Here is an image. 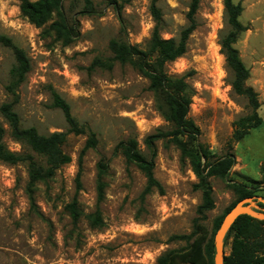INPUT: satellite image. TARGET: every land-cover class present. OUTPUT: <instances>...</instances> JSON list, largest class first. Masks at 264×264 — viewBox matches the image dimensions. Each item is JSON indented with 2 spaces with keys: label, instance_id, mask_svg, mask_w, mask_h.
I'll return each instance as SVG.
<instances>
[{
  "label": "rangeland",
  "instance_id": "1",
  "mask_svg": "<svg viewBox=\"0 0 264 264\" xmlns=\"http://www.w3.org/2000/svg\"><path fill=\"white\" fill-rule=\"evenodd\" d=\"M191 1L158 2L163 38L179 37L187 25ZM91 2L93 11L83 13L85 0L64 1L61 12L66 28L59 38L53 25L61 21L57 12L37 26L23 14L19 0H0V34L10 37L31 59V70L17 88L14 105L21 125L35 127L43 135L68 130L62 110L53 106L55 90L70 104L78 122L98 140L95 148H85L88 132L70 134L64 151L71 162L52 178L31 186L33 202L28 192V162L0 161V264H157L165 251L188 247L187 241L170 238L191 233L199 218L202 191L195 187L199 177L177 145L169 138L155 142L154 173L163 192L154 189L147 195L144 171L127 160L121 145L135 139L148 155L146 138L158 130L172 129L142 69L116 61L109 49L112 39L139 49L149 47L155 27L151 0ZM233 2L243 7L239 19L245 30L235 47L250 71L247 85L258 94L260 126L243 139H234L237 122L250 115L251 108L247 98L232 90L233 74L222 52L221 39L230 30L223 0H200L198 27L189 38L187 52L166 65L171 76H186L194 90L189 117L199 126V142L208 147L211 160L228 152L236 156V164L226 177L209 178L214 208L206 212L201 223L214 244L217 218H225L239 199L236 185L248 186L252 197L264 199V0ZM97 59L110 62L112 67L92 68ZM15 65L13 50L0 43V107L14 100L7 85ZM0 123L7 130L5 143L10 150L31 155L46 165L44 156L11 136L1 113ZM102 157L108 170L103 177L104 199L99 202L97 165ZM75 199L80 212L77 222L69 210ZM254 201L260 205V200ZM97 208L103 220L100 227L92 226L89 218L95 216ZM232 243L233 235L227 232L225 255L232 253ZM215 254L214 249L213 258Z\"/></svg>",
  "mask_w": 264,
  "mask_h": 264
},
{
  "label": "trees",
  "instance_id": "2",
  "mask_svg": "<svg viewBox=\"0 0 264 264\" xmlns=\"http://www.w3.org/2000/svg\"><path fill=\"white\" fill-rule=\"evenodd\" d=\"M20 8L33 23L40 26L48 21L52 13L57 12L61 21L53 25L57 36L63 35L66 28L65 18L61 12L65 0H19ZM130 2L131 0H124ZM160 0H151L150 11L155 21V27L147 49H139L136 46L112 39L109 49L114 59L123 64L133 63L138 65L149 80V89L157 98L158 108L165 119L172 124V129L166 132L158 130L155 134L149 135L145 142L149 154H144L139 148L138 141L131 139L122 143L123 153L128 161L140 165L146 176L144 195L150 194L154 189L163 192V186L156 178L154 169L156 157L155 142L159 139L169 138L177 145L182 155L191 160L194 171L199 177L195 187L202 191V202L198 206L199 218H196L193 230L189 234L173 235L170 240H185L188 242L186 249H171L162 253L157 264H215L212 253L215 249L214 241L208 238V232L201 221L205 219L206 212L214 208L213 188L209 178L213 176L226 177L236 164V156L228 152L224 156L211 160L212 154L208 147L199 142L201 134L199 126L189 117L190 106L194 96V90L186 80V76L173 77L167 70L166 65L182 57L188 49V41L192 33L198 27L196 14L200 7V0H192L187 13V25L181 30L178 38H163L161 36L162 11L158 6ZM85 12L93 11L91 0H85ZM229 32L221 39L222 52L225 55L228 68L233 74L231 82L232 90L240 96L247 98L251 108V114L240 118L234 132V139L239 141L249 134L250 130L261 125L262 119L258 114L260 102L257 92L247 85L250 71L240 57L235 43L241 32L245 30L240 21L243 11L241 3H234L233 0H223ZM69 43V40H65ZM0 43L13 50L16 65L11 71V82L7 85V91L13 95L12 102H4L0 107V113L7 121L11 136L18 142L29 146L32 151L42 155L46 159V165L39 164L31 155H23L12 151L5 143L7 130L0 123V161L17 164L21 161L28 162V174L30 179L31 202H33L32 185L39 181L52 178L58 169L71 162V156L64 151V145L70 134H90L85 148H95L98 144L96 134L80 124L71 112L70 104L55 90L52 91L53 106L62 110L68 124L67 131H56L46 135L40 134L35 127H23L20 116L14 105L18 101L17 88L26 80L31 70V59L26 51L13 43L12 39L0 34ZM137 59L138 61L134 60ZM98 66L111 68L112 64L104 60H95L92 68ZM204 160V162H203ZM97 198L101 202L105 195L104 175L108 170V163L102 157L97 165ZM80 175V174H79ZM77 186L80 187L79 176ZM238 187L239 199L243 200L253 196V191L244 185ZM235 202L227 212H230L237 204ZM261 207L264 204L260 203ZM69 210L74 222L80 218L76 199L69 205ZM91 224L100 227L103 224L101 211L97 208L95 216L89 215ZM224 216L217 218L216 228L219 229ZM233 235L232 253L224 256V264H264V220L253 218L249 215H240L228 231Z\"/></svg>",
  "mask_w": 264,
  "mask_h": 264
},
{
  "label": "water",
  "instance_id": "3",
  "mask_svg": "<svg viewBox=\"0 0 264 264\" xmlns=\"http://www.w3.org/2000/svg\"><path fill=\"white\" fill-rule=\"evenodd\" d=\"M255 199L257 200V202H259L260 200L264 204V199H261L260 197H249L243 199L238 202L236 206L224 218L222 225L217 231L215 237V264H224V238L233 223L240 215L246 214L253 218L264 220V210L262 209V211H258V209L261 208L257 204H255Z\"/></svg>",
  "mask_w": 264,
  "mask_h": 264
},
{
  "label": "flooded vegetation",
  "instance_id": "4",
  "mask_svg": "<svg viewBox=\"0 0 264 264\" xmlns=\"http://www.w3.org/2000/svg\"><path fill=\"white\" fill-rule=\"evenodd\" d=\"M259 203H261V202H259ZM259 203H258V204H259ZM261 204H263V203H261ZM259 207H260V205H259ZM261 209H263V210H264V208H263V207H261Z\"/></svg>",
  "mask_w": 264,
  "mask_h": 264
}]
</instances>
